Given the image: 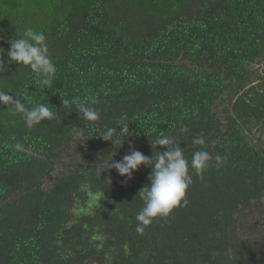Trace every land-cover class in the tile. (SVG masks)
<instances>
[{
  "label": "trees",
  "instance_id": "obj_1",
  "mask_svg": "<svg viewBox=\"0 0 264 264\" xmlns=\"http://www.w3.org/2000/svg\"><path fill=\"white\" fill-rule=\"evenodd\" d=\"M26 28L47 38L53 84L6 63L0 89L56 118L29 128L0 106V264H264V0H0L5 61ZM91 96L94 127L63 106ZM120 120L121 144L99 136ZM157 135L189 162L226 159L189 167L188 203L141 235L151 169L128 179L109 163L130 145L155 157Z\"/></svg>",
  "mask_w": 264,
  "mask_h": 264
},
{
  "label": "clouds",
  "instance_id": "obj_2",
  "mask_svg": "<svg viewBox=\"0 0 264 264\" xmlns=\"http://www.w3.org/2000/svg\"><path fill=\"white\" fill-rule=\"evenodd\" d=\"M10 47L7 50V61L4 60L5 50L0 48V73L5 71L6 63H16L29 68L37 78L41 90L49 89L56 76V66L49 54L47 38L41 31L26 28L22 33H17L14 38L8 41ZM74 104L77 113L83 116L84 120L90 122V127H94L95 122L100 119V113L93 107L96 104L94 96L87 101L80 98H73L69 101L63 98V106ZM11 105L14 112L21 114L27 127L31 128L42 121L55 119V113L48 104L40 103L35 106H27L25 101L19 97L10 95L0 89V106ZM127 122L120 120L117 127H108L102 134L104 140H110L114 144L132 134L127 127ZM120 129L119 131L117 129ZM72 134L76 138H83L84 129L72 127ZM122 138V139H121ZM194 144L203 145V138L193 140ZM152 149L155 148V157L145 156L142 152L131 147L127 155L121 161H111L109 169H115L122 177L131 179L133 173L143 165L151 169L149 175L150 183L145 185L138 193L144 202V206L136 216V232L143 234L146 227L150 226L154 219L168 216L173 209L188 203L186 193L192 184L189 167L197 173H202L210 166V162L215 160L219 167L226 159L220 155L213 157L206 150H198L192 154L191 161L186 158L184 148L177 143L170 135H157L151 143ZM166 149L163 152L157 151V147ZM108 169V170H109Z\"/></svg>",
  "mask_w": 264,
  "mask_h": 264
},
{
  "label": "rangeland",
  "instance_id": "obj_3",
  "mask_svg": "<svg viewBox=\"0 0 264 264\" xmlns=\"http://www.w3.org/2000/svg\"><path fill=\"white\" fill-rule=\"evenodd\" d=\"M62 157L64 158L65 156H64V155H62Z\"/></svg>",
  "mask_w": 264,
  "mask_h": 264
},
{
  "label": "water",
  "instance_id": "obj_4",
  "mask_svg": "<svg viewBox=\"0 0 264 264\" xmlns=\"http://www.w3.org/2000/svg\"><path fill=\"white\" fill-rule=\"evenodd\" d=\"M182 64V63H181Z\"/></svg>",
  "mask_w": 264,
  "mask_h": 264
}]
</instances>
